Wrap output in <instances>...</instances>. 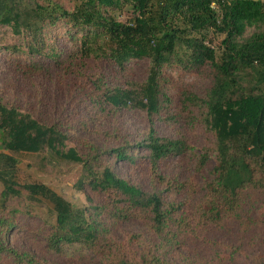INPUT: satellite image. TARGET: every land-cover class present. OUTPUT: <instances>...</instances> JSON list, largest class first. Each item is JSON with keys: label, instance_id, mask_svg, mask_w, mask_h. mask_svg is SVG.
Wrapping results in <instances>:
<instances>
[{"label": "trees", "instance_id": "16d2710c", "mask_svg": "<svg viewBox=\"0 0 264 264\" xmlns=\"http://www.w3.org/2000/svg\"><path fill=\"white\" fill-rule=\"evenodd\" d=\"M67 1L0 0V36L13 37L0 40V64L29 81L73 59L120 71L147 60L150 68L135 89L89 79L96 91L64 121L0 99V264H85L87 256L90 264H264V2ZM175 71L202 78L203 90L175 88ZM131 109L147 116L137 142L119 128L99 129ZM74 123L102 145L69 136ZM45 151L80 165L75 188L87 191L85 208L20 181L21 162L10 153ZM174 161L192 164L194 175L171 174ZM30 204L55 222H31ZM131 222L147 241L123 232ZM15 230L42 240L55 260L11 246Z\"/></svg>", "mask_w": 264, "mask_h": 264}, {"label": "rangeland", "instance_id": "374dc122", "mask_svg": "<svg viewBox=\"0 0 264 264\" xmlns=\"http://www.w3.org/2000/svg\"><path fill=\"white\" fill-rule=\"evenodd\" d=\"M67 6V0H61ZM264 2V0H262ZM123 20L124 17H119ZM251 30H248L250 32ZM0 40L6 43L12 42L13 37L10 32L0 36ZM61 41V40H60ZM62 44L66 40L61 41ZM3 43L0 42V48ZM4 50L0 49V57ZM150 63L147 60L136 61L127 65L126 70H115L106 63H99L94 60L73 59L69 63H65L61 68L53 66L47 67L45 75L32 78L31 81L21 78L17 73L9 70L6 65L0 64V99L19 107L21 110H32L40 117L48 118L51 121L61 120L71 113H77L78 108L82 105L80 97L89 92H95V88L91 85L89 79L100 78L107 87H122L135 89L142 85L147 79V72ZM173 85L175 88H187L192 92H201L206 84L202 78L185 75L177 71L172 74ZM88 102V101H87ZM85 109V112L82 110ZM88 108L80 109V113H87ZM74 115V114H73ZM71 117L67 120H71ZM147 116L144 112L138 110L120 111L114 118L107 119L102 123L99 129L114 130L119 128L133 142L140 140L146 132ZM79 126L67 125V132L71 137H82L93 143L102 145V140L96 134H89L78 128ZM72 147V144H65L63 151ZM20 160L19 179L22 183H42L52 189L68 201L75 208H85L88 203L86 201L87 191H78L75 184L80 175V165L61 160L57 155L50 151L43 153H10ZM189 163V162H188ZM183 166V162L174 161L171 166L170 173L173 175L185 174V178L194 175L195 171L192 164ZM210 167L202 173L196 175L197 181L201 182L203 177L209 176ZM116 173L124 177L125 168L122 165L115 166ZM2 186L0 184V193ZM36 212V216L29 219L31 222H37L39 218L47 219L49 222H55V216L50 214L44 207L36 204H30ZM123 232L132 234H142L146 241L147 233L144 228L137 223H126L123 226ZM152 240V239H151ZM246 245L249 240L246 238ZM10 244L13 247H20L30 253L55 260L45 250V245L39 238L26 233L22 235L19 230H15L10 235ZM253 249L249 253H253ZM85 252V251H84ZM85 264H90V257ZM174 260V261H173ZM174 264H197L194 260L172 259ZM59 262V261H58ZM228 264V263H227ZM233 264H256L250 258H238Z\"/></svg>", "mask_w": 264, "mask_h": 264}]
</instances>
